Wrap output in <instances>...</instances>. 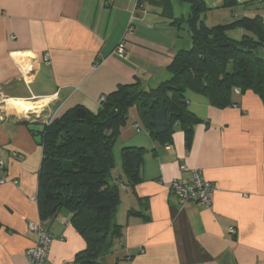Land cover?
Returning a JSON list of instances; mask_svg holds the SVG:
<instances>
[{"label":"crops","instance_id":"1","mask_svg":"<svg viewBox=\"0 0 264 264\" xmlns=\"http://www.w3.org/2000/svg\"><path fill=\"white\" fill-rule=\"evenodd\" d=\"M182 3L0 0V161L6 170L0 183V264H29L30 222H41L52 237L45 264H72L86 249L67 210L43 220L32 200L42 163L39 133L75 106L96 114L101 99L119 85L154 89L167 80L176 50L190 47L189 33L184 37L171 24L182 17ZM121 42L124 57L115 54ZM18 53L30 55L22 59L27 75L14 57ZM186 100L202 121L189 147L180 126L171 144L154 141L136 108L130 109L112 148V183L122 185L112 223L120 234L109 241L102 263L264 264L263 104L252 92L233 93L236 107L225 109L192 92ZM6 101L41 104L22 117L5 108ZM126 147L144 149L134 187L122 168ZM182 165L215 186L208 209L181 208L169 191L173 180L190 179Z\"/></svg>","mask_w":264,"mask_h":264},{"label":"trees","instance_id":"2","mask_svg":"<svg viewBox=\"0 0 264 264\" xmlns=\"http://www.w3.org/2000/svg\"><path fill=\"white\" fill-rule=\"evenodd\" d=\"M181 1L190 7L186 19L190 47L176 50L167 68V80L154 89H143L138 82L119 85L103 97L96 114L75 106L39 133L40 218L47 219L60 210L71 214L72 227L86 243L72 264H103L100 258L109 241L120 234V227L112 223L122 186L118 181L112 183V148L131 108H136L143 128L154 141L171 144L175 127L180 126L189 147L193 128L202 121L188 108V92L204 97L217 109L236 107L234 90L252 92L264 107L263 18L248 16L207 27L201 19L208 10L204 0ZM180 20L171 24L180 28ZM232 32L241 38H234ZM143 155V148L121 151L124 176L131 187L140 182Z\"/></svg>","mask_w":264,"mask_h":264},{"label":"built area","instance_id":"3","mask_svg":"<svg viewBox=\"0 0 264 264\" xmlns=\"http://www.w3.org/2000/svg\"><path fill=\"white\" fill-rule=\"evenodd\" d=\"M136 5H138V0H135V6ZM115 54L119 57H124L126 55L124 42H121L117 46ZM234 93L238 95L239 91L234 90ZM101 100H103V98ZM135 129L136 131L141 130L140 125L136 124ZM179 168L180 171H189L183 165ZM189 172L191 175L190 179L173 180L169 185V191L175 196L177 203L181 208L189 204H194L208 209L211 204V195L215 191V186L211 182L204 180L200 171L190 170ZM4 182H6V170L4 163L0 161V183ZM32 200L36 201L37 199L35 197ZM27 228L34 236L32 247L26 251V257L29 264H45L48 260L52 237L41 222H30L28 223ZM230 232L234 233L232 229Z\"/></svg>","mask_w":264,"mask_h":264},{"label":"rangeland","instance_id":"4","mask_svg":"<svg viewBox=\"0 0 264 264\" xmlns=\"http://www.w3.org/2000/svg\"><path fill=\"white\" fill-rule=\"evenodd\" d=\"M208 8L202 15L201 19L205 26L213 27L217 25H227L237 18L248 16H261L264 14V0H204ZM190 7L187 3H182L178 9L180 16L181 35L185 37L188 30L187 18ZM233 37L240 39V35L233 33ZM17 115V114H16ZM101 262V261H100ZM102 263V262H101ZM103 264H107L104 261Z\"/></svg>","mask_w":264,"mask_h":264},{"label":"bare ground","instance_id":"5","mask_svg":"<svg viewBox=\"0 0 264 264\" xmlns=\"http://www.w3.org/2000/svg\"><path fill=\"white\" fill-rule=\"evenodd\" d=\"M29 54L26 53H18L15 54L14 57L16 58L23 74L27 75L26 66L24 65L23 58L29 57ZM41 104V103H40ZM40 104H33V103H27L23 101H6L5 102V108H7L9 111L13 112L14 114H17L18 116H25L30 111L35 110L39 107Z\"/></svg>","mask_w":264,"mask_h":264}]
</instances>
